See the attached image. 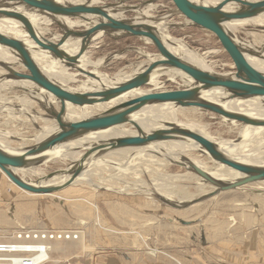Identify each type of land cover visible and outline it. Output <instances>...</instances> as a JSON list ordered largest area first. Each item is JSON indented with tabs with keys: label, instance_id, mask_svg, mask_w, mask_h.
Wrapping results in <instances>:
<instances>
[{
	"label": "rangeland",
	"instance_id": "obj_1",
	"mask_svg": "<svg viewBox=\"0 0 264 264\" xmlns=\"http://www.w3.org/2000/svg\"><path fill=\"white\" fill-rule=\"evenodd\" d=\"M102 1L105 4H117L120 7L136 6L134 12L125 13V17L128 19H133L138 13L142 15V12L151 6L150 13L152 12L153 18L163 19L170 25L169 32L164 30V34H170L190 50L198 53L208 62V66L210 65L216 72H220L223 66L226 72L235 70L231 57L224 50L217 36L206 27L185 16L177 9L172 0H146L144 2L130 0L125 4L120 0ZM156 5H158L157 9L155 8ZM166 11L167 13H165ZM0 21L4 22L3 20ZM10 21L16 22L14 18H11ZM40 23V26L49 30L46 34L47 38H53L57 35L56 42L59 43L58 36H65L60 25L56 23L45 24L43 21H40ZM16 24L23 26L19 22H16ZM247 29L250 28L247 26ZM259 30L264 29L259 28ZM69 37L75 38L71 35ZM115 37L107 34L101 41V44H103L97 49L90 44L89 55L82 63L74 61L63 66L59 61L58 66V59L56 58L54 62L56 61L55 63L60 69L59 73L61 75L56 73L57 77L45 76L59 85H63L62 81H64L67 88L83 94L82 86L88 87L86 83L91 84L98 81L102 72L103 74L113 75L125 71L132 65L141 66L143 64L142 66H145L150 59H155L159 55L157 48L147 38L127 35H116ZM236 37L240 41H252L259 48L264 45V38L260 35H250L241 30L236 33ZM78 62L84 65V71L82 67L80 68L82 65H79ZM85 62L88 63L87 66ZM76 64L78 65L76 66ZM74 65L77 68H74ZM2 66L1 62L0 68ZM20 72L25 73L26 69L21 66ZM81 72H86V75ZM96 72L98 74H95ZM5 76H8L7 78L12 77L11 74ZM2 86L0 85V101L6 104L0 103V142L6 141L9 147L34 144L33 140L39 134L37 123H26L23 116L17 117L13 111L17 107L8 106V101H12L13 105L17 102L16 98L13 97L21 94L20 88L12 87V89L8 86ZM165 86L166 91L178 89V84L174 82H168ZM42 99L46 104L42 105L38 102V105L36 104L32 109V111L38 110V113H40V124L45 121L44 119H52L51 109H47L48 106L51 105V108L56 109L58 112L62 110L60 102L54 103L53 100H50L51 102L48 103L49 101L44 97ZM34 101L36 102V100ZM2 106L4 108L1 109ZM6 106L12 108V110L8 112L5 110ZM173 109L186 121H199L217 141L221 139L238 141L236 139H239L244 127V123L235 121L231 124L221 120L220 117L216 116L218 114L208 110L196 108ZM130 121H132V118L127 119L125 123ZM180 140L182 139L176 138L173 141ZM108 151L111 150L104 152ZM137 152L139 153V148H133L106 157V159L118 163V167H123L128 161H133L135 167H129L125 170V173L124 170H118L116 167H102L99 168L101 171L95 170L93 172L94 183L101 185V187H96L98 190L93 189L94 187L83 188L81 185L73 188L70 186L71 189L70 187L66 188L69 189L68 191L66 189L58 191L59 196H55V194L28 195L24 190L14 185L0 170V243L10 242L13 240L15 233L18 234L29 229L73 230L75 233L78 232L79 238H81V230H83V234H86L83 239L84 248L85 245H88L87 250L82 251L79 247V250L74 252L71 249L69 254L66 255L67 258H61L56 254L54 255L56 260L66 259L67 261L55 262L54 264H132L145 258L142 257L143 254L150 258H156L159 263L164 262V260L170 262L171 259H168L164 253L171 254L182 264H185L173 250L188 251L195 248L194 245L200 250L204 247L205 251L213 248V253L218 256L215 259L223 264L228 262L231 264H264V219L258 217V213H252L257 217V222L253 226H246L236 232L231 231L233 229L224 231L221 239H224L225 242L215 241L214 237L216 235L208 229L212 221L223 220V217L227 218L229 217L228 214L233 213L235 207L233 209L232 206L228 209L227 205H224L227 201L248 199L246 198L248 194L245 189L264 192V182L247 185L244 189L222 192L215 197H210L212 194L208 193L202 194L200 199L180 206L177 203L178 201L190 199L201 191H209L211 188L205 183L212 184L206 180L199 181L198 175L192 172L191 168H187L181 163H179L180 165L176 163L163 165L161 160H158L156 164L151 163L152 170L146 171L145 167L149 165L136 157L135 153ZM193 152L190 153L212 162L210 158L201 155V153L199 154L198 151ZM40 163L39 160L38 167L44 165L42 163L40 165ZM133 170L136 172H133ZM131 171L134 175L130 173ZM51 172H47L46 175ZM67 173L60 171L56 174L65 175ZM109 180L114 183H108ZM168 195H173V198L167 200ZM60 196L74 199L84 196L83 198H87V201L86 203L82 201L83 204H73L70 207L63 200L58 199ZM89 201L98 206L99 218L103 221L102 226L97 222L98 216H96L95 209L87 204ZM191 210L194 212L190 216H179V214H185ZM51 213H54L55 218L50 216ZM153 215H156L155 218H153ZM153 219H158L157 224L148 226V223H153ZM238 222L240 223L239 218ZM133 229L143 234L142 241L146 238L150 244L148 245L149 248L142 241L135 246L133 243L135 235L131 232ZM64 242L59 243L63 244ZM152 249L159 251L157 255H151Z\"/></svg>",
	"mask_w": 264,
	"mask_h": 264
},
{
	"label": "bare ground",
	"instance_id": "obj_2",
	"mask_svg": "<svg viewBox=\"0 0 264 264\" xmlns=\"http://www.w3.org/2000/svg\"><path fill=\"white\" fill-rule=\"evenodd\" d=\"M55 1L65 6H72L76 4L85 3L87 0H55ZM89 1L91 2L90 4L92 6L104 4L102 0H89ZM139 1L144 2L146 0H139ZM190 1L201 7H214V6L221 4L222 2V0H190ZM246 1L257 2L259 0H246ZM150 8L151 6L148 9H145V11L142 12V15L139 13L138 15L136 14L137 16L134 17L133 19L142 21L143 23H146L152 26V28L156 32V35L160 38L162 43L166 46V48L173 55L186 61L190 65L200 70H203L205 72H208L210 74H218V75L229 77V78H235V70L232 72H226L223 69L224 67L223 66L220 72H216L214 68L210 67V65L208 66L207 64L208 62H206L205 59L202 56H200L198 53L190 50L186 45L182 44L179 40H176L175 38H173L170 34H164L163 33L164 30L169 32L170 25H168L165 21H163V19H154L152 12L150 13V10H151ZM155 8L157 9L158 5H156ZM239 8L240 7L235 3H228L225 6H223V10L226 12H236L239 10ZM126 9H128V7L116 6L114 8L109 9V12L114 19H124L126 18L125 17ZM0 10L12 11V12L21 14L24 18H26V20H28V22H30L32 28L34 29L35 34L38 37L39 36L44 37L49 42L56 45L65 54H68L69 56L78 55L75 61H80L81 63L82 61L84 62V59L89 55L90 47H88L82 53V55H79V52L83 46L84 39L81 37L71 38L69 37V35L72 34V32H76V31L87 32V30H89L94 25H96L99 22L98 20H100V19H95L93 17L90 19V21L87 22L86 20L82 18L51 17L41 12L39 9L30 7L26 4L17 2L15 0H8V1L2 2L0 4ZM165 13H167V11ZM9 18L10 17H0V20L4 21V22L0 21V32L22 42V44L24 45V47L26 48V50L28 51V53L30 54V56L32 57L36 65L38 66L40 72L44 75V77H46L47 75L49 77H57L56 75L60 71V69L57 67L59 61L61 62L63 66L69 63V61L58 58L57 55L53 51L40 47V45H38L30 37L25 25L20 20L14 18L16 22H19V24L23 25L22 27L17 25L16 22L14 23V21H10L12 17L10 19ZM40 21H43V23L45 22V24L56 23L60 25L62 29L64 30L65 36L63 37L58 36L59 38L58 40H60L58 41L59 43L56 42L57 35L55 34L54 35L56 37L47 38L46 34L49 30L40 26L41 24ZM225 25L228 28V30L232 33L234 40L241 47L248 62L252 65V67H254V69H256L259 73L264 75V45H262L259 48L256 45H254L252 41H244V40L240 41L236 37V33L242 30L243 32L246 31L247 34H250V35L253 34L256 36L260 35L264 38V30H259V28L264 29V13L257 15L255 17L248 18V19L230 21V22H227ZM247 26L250 28L249 30L247 29ZM107 34L110 35V33L102 31V30L97 31L92 38V41L90 43L91 46L95 49L100 48V45L103 44V43L101 44V41L104 39V37ZM111 34L118 36L121 33H111ZM147 40L150 41L149 39ZM56 58L58 59L57 65L55 63L56 61L54 62ZM159 60H162V56L160 54L156 56L155 59H150L149 63L146 64L145 66H142L143 64L141 66L132 65V66H129L128 69H126L125 71L118 72L113 75H108L106 73L103 74L102 72V75L99 76L98 81L93 80L94 82H92L91 84L86 83L88 87H84L85 85L82 86L83 88L82 93L91 94L93 92H100V91L102 92V91L114 88L116 86H119L125 83L126 81L130 80L134 76L144 72L153 62H156ZM0 61L3 64L2 68H0V85L8 86V88L9 87L10 88L12 87L20 88L21 90L20 91L21 94H17V96L13 97V98H16L17 102L13 105L12 101H8L9 102L8 106L17 107L16 109H13L17 117L23 116L25 118L26 123L27 122L37 123V127L39 129V134L37 138L33 140L34 144L32 145L21 146V147H9V144L6 141H3V143L0 142V149L4 151L5 153L13 155V156L25 155L29 148L44 142L49 137L63 130L65 126L69 123L79 122L82 120L99 117L107 112L117 113L118 111H120L119 110L120 106L126 102H129L130 100H133V99H136V98H139L141 96H145L151 93L165 92L166 90L164 86L168 82L177 83L178 84L177 88L179 90L198 88L197 87L198 85L182 71L175 69V68H171V67L161 66V67H157L156 69L152 71L149 87H140V88L130 90L108 102H99V103L86 104V105H72L67 102L62 103V101H60L52 93H50L49 91H47L40 85L30 80L18 78L14 76L11 78H7L8 76L6 77L5 75L6 74L10 75V72L6 68H11L17 72H20V67L23 65H22L20 58L16 54V52L2 44H0ZM85 63L87 66L88 63L87 62ZM78 64H76V66ZM79 65H82L80 66V68L82 67V70H83L84 65L83 64H79ZM76 66L74 65V68ZM86 72L85 73L81 72V73L83 75H86ZM95 74H98V73L96 72ZM59 75L61 74L59 73ZM46 79H48L50 82L54 83L55 85L67 91L76 93L73 89L67 88L64 85L65 84L64 81H62L64 85L63 86V85H59L56 82H53L48 77H46ZM43 97L49 101L48 103L51 102L50 100H53L54 103L60 102L62 104V108H61L62 110L61 112H58L56 109H52L51 105L48 107L45 106L47 107V109H51L52 119H49V120L44 119L45 121H43L42 124H40V113H38V110L32 111V109L34 106H36V104L38 105V102L41 103L42 105L46 104L42 99ZM34 100H36V102ZM197 101L215 104L217 106H220L222 109L228 112L242 114L244 116L254 118V119L264 120V96L230 99L228 96V93H226L221 88H212L208 90L198 88ZM0 103L6 104L3 101H0ZM10 107L6 106L5 110H7L8 112L11 111L12 108ZM2 108L4 107L2 106L1 109ZM173 108L202 109V108L195 107V106L182 107V106H179L171 102L146 103L142 105L141 107L135 110H132L128 114L127 119L132 118V121L128 123H122L119 125H115V126H112L106 129L91 131V132H88L86 134H83L77 137L76 139L55 145L50 150L46 151L42 155L41 163L44 164L42 167L41 166L38 167L36 164L28 168L12 170V172L16 176L21 178L22 180L32 185H35V186H49V185L58 186V185L65 184L69 180H71L74 171L81 165L83 168L82 172L76 178L72 179L73 181L68 186H65L61 190H64L70 186L73 188L74 186H77V185H81V187L83 188L94 187L93 189L98 190L97 188L101 187V185L94 183L93 172L95 170L97 169L100 170L99 168H102V167L103 168L104 167L105 168L116 167L118 170L119 169L124 170V173H125V170H127L129 167H132V168L135 167L133 166L134 165L133 161L126 162L123 167H118L119 165L118 163H116L115 161H110L109 159H106V157L111 156V154L122 151V150L139 148L140 154L137 152L135 153V155L139 160H142V162L148 163L149 166L145 167L146 171H148L149 169L151 170L153 169L151 167V163L156 164L158 160H161V163L163 165L181 163V165L187 168H192L193 166H197L200 169H202L204 172H206L211 178H213L214 180L220 183H229V182L235 181L238 178H241L244 176L242 172L232 169L228 166L222 165L220 163H216L212 159H210L212 160L211 162V161L201 159L197 156H194V154H192L194 153L193 151L195 152L198 151L200 154V146L193 140L186 139V138H183L180 141H163V142L151 143L145 146L117 148V149L108 151L106 153L102 149H99L98 151L94 152L92 155H88L89 152H93V150H96L100 148L101 146L107 145L108 143L113 142L114 140H117L120 138L132 137V136H143V135H148L150 133H153L159 130H175V129H180V128L191 130L197 134L204 136L205 138H207L208 140L216 144L220 152H222L225 156H227L228 158L236 162L251 164L254 166H258V167H264V125H251V124L244 123L243 130L241 131V134L239 136L240 140L236 139L238 140L236 142H233L234 140L229 141V140H222V139L220 141H217L213 138V136L210 135L208 130L200 124L199 121L197 120L186 121L184 120V117L180 116L178 112L174 110ZM216 116L220 117L221 120L223 121L230 122L231 124L235 122V120L228 119L221 115H216ZM239 123H243V122H239ZM150 150L153 152H148ZM131 156L130 158H132ZM44 160H47V161H44ZM41 163L40 165H42ZM49 171H52V172L46 175V173ZM60 171H65L68 173L65 175L56 174L57 172H60ZM133 172H136V171L133 170ZM130 173H132V171ZM51 174H54V175H51ZM197 177L199 181L206 180L205 178L199 175ZM111 179H114V178H111ZM107 182L112 183L113 181L109 180ZM260 182H264V180ZM255 183H258V182H255ZM206 184L208 187L210 186L211 190L205 191V192L201 191L200 193H197V195H194L190 199H187L185 201H178L177 202L178 205L183 206L186 204H190L193 201L200 199L202 194L208 193V194H212L210 197H215L217 195H220L222 192H227V191H222V192L217 191L218 190L217 185H214V184L209 185L208 183H205V185ZM250 184H253V183H250ZM250 184H246L237 189H241V188L244 189V187ZM21 190H24V189H21ZM232 190H235V189H232ZM245 190L248 194L247 195L248 197H246L248 199L243 200V201H240V200L227 201L224 205H227L228 209L231 208L232 206H233V209L235 207V210L233 211V213L228 214L229 217L227 218L223 217V220L217 219V220L212 221L211 224L208 226V229L216 235L214 237L215 241L225 242L224 239H221V238L223 237L222 236L224 234L223 232L227 231V229H233L231 231L236 232L242 228H245L246 226L250 227L256 224L257 217H255L256 215L254 216V214H252L253 212L258 213L259 214L258 217H261V219H264V192L251 191L250 189H245ZM228 191H231V190H228ZM24 192L28 195H31V194L44 195L43 193L30 192L26 190H24ZM57 192L58 191L53 192V193H48V194H52V195L55 194V196H59ZM70 195L73 196L71 193ZM83 197H79L76 199L72 197H65L66 198L65 199L60 196L58 199L63 200L68 206L70 205L71 207L73 204H77V203L83 204L82 201L86 203L87 198H83ZM170 198H173V195H168L167 200H171ZM87 204H89L95 209L96 216H98L97 222H99V224L102 226L103 221L99 218L100 214H99L98 206L96 204H93L90 201ZM249 210H252V211H249ZM192 212L194 211L191 210V211L186 212L185 214H179V216L187 217V216H190ZM222 212H219V213H222ZM50 216L52 218H55L54 213H51ZM155 216L156 215H153V218H155ZM238 218H239L240 223L238 222ZM157 220L158 219H153L152 220L153 223H148L147 225L148 226L151 224L156 225ZM43 229H46V228H43ZM136 231L137 230L135 229L131 230V232L134 233L135 235V238L133 239V243L135 244V246L139 245L143 238L142 236L143 234L140 232H136ZM83 232L84 231L81 230V238H79L78 232L77 233L74 232L73 235H77V238L72 239L70 241H65L63 244L59 242H52L49 246V252H48L49 263L48 264H54L55 262H61V261L66 262L67 261L66 259H60L59 261L56 260L54 256L56 254L59 255L61 258H67L66 255L69 254L71 249L72 251L76 252L79 250V247H81L82 251H86L87 250L86 248L88 247V245L87 246L85 245V248H84L83 239L85 238L86 234H83ZM142 242L144 243L146 247L150 245L146 238H144ZM7 243H9V241H7ZM0 244H3V243H0ZM151 251H152L151 255L153 256L157 255V252H159L158 250H153V249ZM4 255L7 256V254L0 253V264H4L3 263L4 261L2 260L4 257H6ZM164 255L168 259H171V261H173L175 264H182L179 260L174 258L171 254L164 253ZM13 256L24 257L25 255L14 254Z\"/></svg>",
	"mask_w": 264,
	"mask_h": 264
},
{
	"label": "water",
	"instance_id": "obj_3",
	"mask_svg": "<svg viewBox=\"0 0 264 264\" xmlns=\"http://www.w3.org/2000/svg\"><path fill=\"white\" fill-rule=\"evenodd\" d=\"M4 1L8 0H0V4ZM15 1L39 9L41 12L51 17L82 18L87 22L93 17L95 19H100L98 20L99 22L87 30V32L76 31L70 34L71 36L81 37L84 39L79 55H82V53L90 46L94 34L97 31L102 30L110 33V35L113 37H115V35L111 33H121L120 35L147 38L152 41L159 54L162 56V60L153 62L144 72L134 76L119 86L102 92L100 91L93 92L91 94H78L67 91L46 79V77H44V75L40 72L38 66L22 42L0 32V44L14 50L20 58L22 65L26 69V72L22 73L11 68H6L12 77L14 76L27 79L40 85L52 93L60 101H62V103L67 102L72 105H86L99 102H108L130 90L149 85L152 71L161 66L171 67L182 71L198 85L197 87L199 89L208 90L212 88H221L226 93H228L230 99L264 96V75L254 69V67H252V65L248 62L241 47L234 40L232 33L225 25L230 21L248 19L264 13V0L257 2H249L246 0H222L221 4L214 7H201L192 3L190 0H172L180 12L190 19L196 21L195 23L206 27L217 36V39L220 41L224 50L229 54L232 62L234 63L235 78H229L218 74H210L176 57L166 48L160 38L156 35V32L152 26L149 24L128 18L114 19L110 14L109 9L116 7L117 4L104 3L102 5L92 6L90 4L91 2L87 0L82 4L65 6L56 2L55 0ZM120 1L125 4V2L130 0ZM228 3L237 4L240 7L239 10L236 12L224 11L223 6ZM136 8L137 7L134 5L128 6L126 12H134ZM0 17H12L20 20L25 25L30 37L38 45H40V47L53 51L58 58L69 62H74L77 59L78 56H69L44 37H38L35 34L30 22H28V20H26V18H24L21 14L12 11L0 10ZM198 88L151 93L122 104L119 109L120 111L117 113L107 112L99 117L69 123L60 132L49 137L44 142L29 148L26 154L23 156H13L0 149V170L10 179L14 185L20 189L43 194L59 191L65 186H68L73 181L72 179L76 178L82 172L83 168L81 165L74 171L71 180L58 186L32 185L16 176L12 170L28 168L38 164L39 159L41 162L42 155L55 145L76 139L77 137L91 131L106 129L125 123L127 121L128 114L132 110H135L146 103L171 102L182 107L195 106L238 122L251 125H264V120L254 119L242 114L228 112L215 104L197 101ZM176 138H186L193 140L200 146L201 154L209 157L216 163L228 166L244 174L243 177L238 178L235 181L229 183H220L211 178L199 167L193 166L191 168V171H194L199 176L205 178L209 183L217 185V191L222 192L237 189L246 184L264 180V167L236 162L220 152L216 144H214L212 141L200 134L184 128L175 130H159L148 135L120 138L108 143L107 145L101 146L96 150H93V152H89L88 155H92L99 149L106 151L117 148L138 147L155 142L173 141ZM182 222L184 221L182 220Z\"/></svg>",
	"mask_w": 264,
	"mask_h": 264
},
{
	"label": "built area",
	"instance_id": "obj_4",
	"mask_svg": "<svg viewBox=\"0 0 264 264\" xmlns=\"http://www.w3.org/2000/svg\"><path fill=\"white\" fill-rule=\"evenodd\" d=\"M73 230H23L15 233L9 243L0 244V253L4 255V264H48L49 246L55 241H70L77 238ZM22 254L24 257H15Z\"/></svg>",
	"mask_w": 264,
	"mask_h": 264
},
{
	"label": "crops",
	"instance_id": "obj_5",
	"mask_svg": "<svg viewBox=\"0 0 264 264\" xmlns=\"http://www.w3.org/2000/svg\"><path fill=\"white\" fill-rule=\"evenodd\" d=\"M195 248L186 250H173L178 257L181 258V261L185 264H223L217 261L215 258L218 257L213 253L214 249H207L205 251L204 247L202 250L196 248L197 246L194 245ZM186 251V252H184ZM143 259H139L138 262L132 264H174L173 261L164 260V262H158L156 258L147 257L146 254H143ZM102 264V263H101ZM224 264H231V263H224Z\"/></svg>",
	"mask_w": 264,
	"mask_h": 264
}]
</instances>
